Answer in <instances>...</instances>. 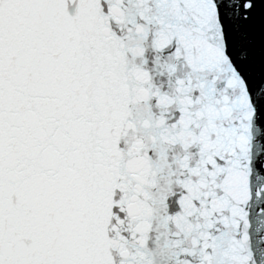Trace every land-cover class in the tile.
Wrapping results in <instances>:
<instances>
[{
    "label": "snow or ice",
    "instance_id": "6c2138e0",
    "mask_svg": "<svg viewBox=\"0 0 264 264\" xmlns=\"http://www.w3.org/2000/svg\"><path fill=\"white\" fill-rule=\"evenodd\" d=\"M0 264H264V0H0Z\"/></svg>",
    "mask_w": 264,
    "mask_h": 264
}]
</instances>
